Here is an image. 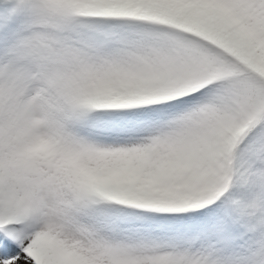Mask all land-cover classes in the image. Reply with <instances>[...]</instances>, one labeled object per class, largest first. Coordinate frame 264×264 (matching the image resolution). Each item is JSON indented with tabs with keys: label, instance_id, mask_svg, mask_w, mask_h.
<instances>
[{
	"label": "snow or ice",
	"instance_id": "6c2138e0",
	"mask_svg": "<svg viewBox=\"0 0 264 264\" xmlns=\"http://www.w3.org/2000/svg\"><path fill=\"white\" fill-rule=\"evenodd\" d=\"M0 264H264V0H0Z\"/></svg>",
	"mask_w": 264,
	"mask_h": 264
}]
</instances>
